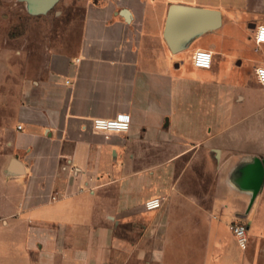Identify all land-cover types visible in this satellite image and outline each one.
Returning a JSON list of instances; mask_svg holds the SVG:
<instances>
[{"label":"crops","instance_id":"0c3cea01","mask_svg":"<svg viewBox=\"0 0 264 264\" xmlns=\"http://www.w3.org/2000/svg\"><path fill=\"white\" fill-rule=\"evenodd\" d=\"M82 1L70 50L0 77V264H264V0ZM172 3L220 24L173 52ZM119 113L128 129L93 128Z\"/></svg>","mask_w":264,"mask_h":264},{"label":"rangeland","instance_id":"374dc122","mask_svg":"<svg viewBox=\"0 0 264 264\" xmlns=\"http://www.w3.org/2000/svg\"><path fill=\"white\" fill-rule=\"evenodd\" d=\"M83 13L82 0H58L47 12L37 14L28 11L26 0H0V77L11 72L10 67L18 68L17 82L20 72L35 76L44 52L70 50L71 40L82 31ZM180 57L187 60L189 54Z\"/></svg>","mask_w":264,"mask_h":264},{"label":"water","instance_id":"95a60500","mask_svg":"<svg viewBox=\"0 0 264 264\" xmlns=\"http://www.w3.org/2000/svg\"><path fill=\"white\" fill-rule=\"evenodd\" d=\"M58 0H26L27 9L32 14L47 12ZM122 9L123 14H127ZM220 24V12L218 9L205 8L194 5L172 3L169 5L163 36L175 52L178 50V41L192 32L215 27ZM14 162L12 168L18 167ZM19 169V168H17Z\"/></svg>","mask_w":264,"mask_h":264},{"label":"built area","instance_id":"2783aa9c","mask_svg":"<svg viewBox=\"0 0 264 264\" xmlns=\"http://www.w3.org/2000/svg\"><path fill=\"white\" fill-rule=\"evenodd\" d=\"M264 24H258L255 27V39L258 42H264ZM206 58V59H202ZM192 62L198 67H209L212 62V52L206 48H197L192 54ZM256 78L264 86V65L254 67ZM130 125V116L127 113H119L113 117L97 116L92 118V126L97 130H126ZM162 196H151L144 201L147 209H154L161 205ZM237 244L240 248H245L249 242V236L246 224L241 220H233L229 225Z\"/></svg>","mask_w":264,"mask_h":264},{"label":"snow or ice","instance_id":"6c2138e0","mask_svg":"<svg viewBox=\"0 0 264 264\" xmlns=\"http://www.w3.org/2000/svg\"><path fill=\"white\" fill-rule=\"evenodd\" d=\"M262 39H264V36H262ZM202 59H206V58H203V57H202Z\"/></svg>","mask_w":264,"mask_h":264},{"label":"clouds","instance_id":"9594fccd","mask_svg":"<svg viewBox=\"0 0 264 264\" xmlns=\"http://www.w3.org/2000/svg\"><path fill=\"white\" fill-rule=\"evenodd\" d=\"M262 82H264V81H262Z\"/></svg>","mask_w":264,"mask_h":264}]
</instances>
